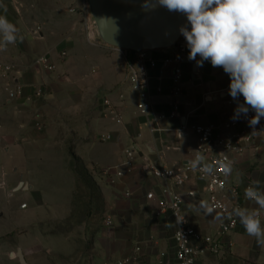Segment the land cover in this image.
Masks as SVG:
<instances>
[{"label":"crops","instance_id":"1","mask_svg":"<svg viewBox=\"0 0 264 264\" xmlns=\"http://www.w3.org/2000/svg\"><path fill=\"white\" fill-rule=\"evenodd\" d=\"M85 7L84 0H0V15L6 16L19 30L17 41L8 44L5 50H0V196L4 194L6 202H11L16 190L28 188L24 183L19 187L22 182L12 186L10 180L12 176L29 177L25 168L26 160L33 156L50 155L49 152L53 151L54 146L65 153L66 143L76 136V154L88 167L96 164L98 169L94 172H99L100 177L105 179L101 173L103 169L122 164L126 159V150H137L132 172L110 187L108 196L110 205L117 209L116 213L122 215V220L129 221L125 205L132 203L137 209L156 207L159 199L149 200L146 195L154 190L158 197L161 196L165 183L157 178L156 181L153 180L154 177L148 171L149 161L179 168L192 159L196 148V134L191 128L194 124L211 125L219 136H231L243 130L252 131L253 144L243 152L232 153L230 156L233 171L227 176V182L229 186H238L243 190L252 180L258 179L264 187V133L259 132L263 127L257 126V131H253L250 126H242L233 119L234 110L242 103L243 97L233 100L229 95L228 74L222 68L212 67L208 61H205L202 67L198 66L196 60L188 59V48L184 61L185 100L181 108L182 116L161 122L160 129L155 133L150 131L151 119L140 114L137 96L131 89L128 91L118 84L114 86V83H107L108 90L115 88V91L109 94L112 102L110 108L104 104V98L108 94H105L100 102L97 101L99 96L101 98L104 94L102 92H105L103 86L106 81L105 78L102 81L101 75L95 76L98 73L94 71H90L87 77L83 78H86L84 81H87V85L92 81L99 87L65 88L73 83H70L71 80L67 77V80L62 79L63 60L67 58L68 52L75 54L80 48L84 50L82 57L85 61L91 60V51H105L114 57L109 65L115 66L117 70L122 69L128 77L125 52L102 44L81 42ZM71 9L75 11L72 12ZM184 41L186 43L185 38ZM63 52H66L65 56H62ZM43 54L50 55L55 65L53 72L45 71L37 64L38 57ZM115 57H119L117 65ZM199 59L197 57V60ZM158 77V70L151 71V93L157 112L168 109L171 72L169 69L165 70L161 81ZM14 81L24 85L23 97L10 96L8 88H12ZM73 82L78 84L77 81ZM159 85L164 88L161 95L156 93V87ZM37 92H40V95ZM38 114L46 115L48 126H54L60 132L53 134L48 129L44 137L38 135L34 130V115ZM118 118L122 119V123L117 121ZM185 125L186 131L179 137L178 129ZM106 133L112 136L111 140L99 142V135ZM81 139L84 140L83 143L80 142ZM29 183L32 189L33 184L31 181ZM154 183L156 186L152 189L150 186ZM125 189H130L132 198H121L120 194ZM191 190L196 192L195 197L187 195ZM178 191L185 198L184 210L193 227L202 234L217 236L221 220L215 219L216 214H208L200 207L201 201L209 204L205 184L193 177L178 188ZM236 200L233 195L227 196L230 204ZM239 202L241 207H255L244 198H239ZM14 210V205H9L5 213L0 210V220L4 221L0 222V243L7 242L0 246V264H22L17 256L20 250L27 264H34L41 251L52 264V258L63 253V250L57 251L50 243L45 246V240L43 243L38 232H48L49 235L62 234L49 228L46 220L42 219L29 223L28 226L14 223L10 227L5 222L8 218L6 216ZM59 220L61 219L53 224ZM154 221L161 247L155 252L156 259L153 264H177L173 218L169 213L158 209ZM261 222L264 225V216L261 217ZM140 224L142 225V221ZM167 228L172 230L170 235ZM14 238H19V241H13ZM222 241V257L225 264H264V247L258 246L256 239L244 231L240 222L236 230L222 236ZM166 245L171 247L170 252L165 249ZM133 251L134 249L126 250L124 246L120 254L114 247L104 250L101 255L102 264H107L105 259L114 257L115 252L119 257L118 264ZM149 259L148 254L142 250L138 264H152ZM215 260L216 257L208 254L196 264H214Z\"/></svg>","mask_w":264,"mask_h":264},{"label":"rangeland","instance_id":"2","mask_svg":"<svg viewBox=\"0 0 264 264\" xmlns=\"http://www.w3.org/2000/svg\"><path fill=\"white\" fill-rule=\"evenodd\" d=\"M84 2L86 13L83 17L84 26L81 29L82 33H80L81 42L89 44L92 42L112 47L103 43L100 39L88 0H84ZM182 39L184 40V37ZM120 50L125 52L124 49ZM83 51V48H80L75 54L68 52L67 58L63 60L64 76H62V79L67 80L69 78L71 80L70 83H73L65 88H95L98 86L97 84L91 81L87 85V81H84L86 78H83L87 77L86 75L90 71H94L98 73L95 76L101 75L103 76L102 81H104L103 78L106 81V85L104 83L103 86L105 92H102L104 94L101 98L99 96L98 102L104 98L105 94H108L105 98H111L109 94L111 95L115 91L114 87L108 90L109 88H106L109 86L107 83H114V86L118 84V86L128 91L132 90L129 78L126 77L123 70L121 68V70H117L115 66L109 65L113 62V56L106 54L105 51H91V60L85 61L82 55ZM118 58L115 57L116 65ZM72 80L77 81L78 84L75 85ZM100 87L102 88V86ZM34 118H36L34 130L41 137H44L48 129L53 134L60 132L58 128L48 126L46 115L38 114L34 115ZM111 138L112 136L106 133L100 134L98 140L99 142H106L111 140ZM80 142L83 143L84 140L81 139ZM76 143L77 137L74 136L73 139L66 143V148H64L66 154L54 146L53 151L49 152L51 153L50 155L33 156L31 159L26 160L25 168L29 177H10L12 186H17L22 182L27 184L28 188L22 187L16 190L11 202L9 200L6 202L4 194L0 196V210L2 209L3 213L6 212L9 205L15 206V210L12 213H7L6 217L8 218L5 222L11 227L14 223L28 226L29 223L39 219L40 221L46 220L49 228H52L56 233H61L62 236L60 234L49 235L48 232L47 234L38 232L43 243L45 240V246L50 243L53 244L57 251L63 250V253L52 258V264H102L101 259L103 258L101 255L104 250H111L114 247L120 254L123 246L126 250H132L139 243L142 250L148 254L149 262L151 260L153 264L156 259L155 252L161 247L157 240L159 238L154 226V219L157 216L158 209L161 208L160 202L157 201L156 207L146 206L138 209L132 203L125 205L129 214V221L122 220V215L116 213L117 209L112 207L110 201H108L109 191H111L110 187L116 185L119 180L111 182L103 178V176L100 177L99 172L96 174L94 170L98 169V166L93 164L88 167L86 162L76 154L74 150ZM70 154L78 156L88 172H84L81 167L78 169L77 174L74 167L71 166ZM153 180L156 181L155 178ZM30 181L33 184L32 189L30 188ZM155 186L156 183L150 187L153 189ZM128 192H130V189H125L121 192L120 196L123 200L132 198L133 194L128 196ZM108 218L113 219V225L108 226L106 224ZM58 219L61 220L53 224ZM141 221L142 225L140 224ZM0 222L4 221L0 220ZM167 230L170 235L172 230L170 228H167ZM31 238H33L32 235ZM18 239L14 238L13 241H19ZM5 244L7 242L0 243V246L2 247ZM165 249L170 252L171 247L166 245ZM165 249L162 248V250ZM118 258L115 252L114 257L109 258V260L105 259V262L107 264H117ZM34 264L51 263L41 251Z\"/></svg>","mask_w":264,"mask_h":264},{"label":"built area","instance_id":"3","mask_svg":"<svg viewBox=\"0 0 264 264\" xmlns=\"http://www.w3.org/2000/svg\"><path fill=\"white\" fill-rule=\"evenodd\" d=\"M70 11L73 12L75 10L71 9ZM125 54L127 58L128 78L132 91L138 99V110L140 114L151 119L150 131L152 133L158 131L161 122L181 118V108L185 100L184 61L187 54L185 41L181 39L170 49L155 51L125 50ZM65 55L66 52H63L62 56ZM37 64L45 71L53 72L55 70V65L48 54L39 56ZM167 69L171 72L168 109L157 112L156 102L151 93V71L158 70V79L161 81ZM8 91L12 98L23 97L24 85L19 84L18 81H14L12 88H8ZM163 92L164 88L162 85L156 87L158 95L163 94ZM37 94L40 95V92H37ZM104 104L107 107H112V102L108 97L104 99ZM253 115L255 113L249 110L247 118L241 115L236 120L242 126H249L248 119ZM117 121L122 123L121 118H118ZM257 126H262L264 129V118L261 119ZM185 128H187L186 125L178 129L179 137L184 134ZM191 128L196 134V148L192 159L195 158L198 151L199 154L205 157L206 163L214 166V172L212 174H203L199 169L193 170L189 164V161L192 159L179 168L170 167L166 163L157 164L156 162L149 161V174L154 178L164 181L165 184L161 189L160 197L157 196L154 190L149 191L146 197L149 200L158 198L161 204L160 210L169 213L175 222L174 238L176 242L175 257L177 264H196L208 254L216 257L214 264H225L222 257L224 251L222 236L236 230L239 223L238 218L233 216L229 219L227 218V214L234 207H241L239 198L245 199V188L241 190L238 186H229L227 177L223 174L220 165L221 162L231 161L230 156L232 153H241L248 146H251L254 134L252 131L243 130L231 136H219L216 135L215 128L211 125L194 124ZM136 151L134 148L126 150V159L122 164L103 169L101 173L111 182L123 179L132 172L138 153ZM193 177L205 184L209 205L214 208L212 213L216 215L217 213H222L224 215L217 236L205 235L199 232L193 227L185 213V198L178 191V188L182 187ZM130 194V192L127 193L128 196ZM187 195L195 197L196 192L191 190ZM228 195L235 196L237 198L236 202L230 204L227 201ZM106 224L111 226L113 220L108 218ZM141 251V246L137 245L132 254L121 259L118 264H138Z\"/></svg>","mask_w":264,"mask_h":264},{"label":"clouds","instance_id":"4","mask_svg":"<svg viewBox=\"0 0 264 264\" xmlns=\"http://www.w3.org/2000/svg\"><path fill=\"white\" fill-rule=\"evenodd\" d=\"M141 7L148 11L163 7L186 16L187 25L181 26L179 32L186 40L188 59L196 60L200 67L208 61L228 74L229 95L233 100L242 96L244 101L237 105L233 119L241 115L247 118L251 110L255 115L248 119V124L257 131L256 125L264 118V0H143ZM18 31L6 16L0 15V50L17 41ZM259 132L264 133V129ZM189 164L203 174L214 172V166L206 163L198 151ZM220 166L226 177L233 171L232 161L221 162ZM244 196L255 207H234L227 218H238L244 231L264 247L261 181L252 180L245 187ZM200 207L208 214L214 211L206 201H201ZM223 218L222 213L215 217Z\"/></svg>","mask_w":264,"mask_h":264},{"label":"water","instance_id":"5","mask_svg":"<svg viewBox=\"0 0 264 264\" xmlns=\"http://www.w3.org/2000/svg\"><path fill=\"white\" fill-rule=\"evenodd\" d=\"M88 3L100 39L118 49H170L183 38L180 27L187 25L182 13L163 7L155 11L142 9L143 0H88ZM22 186L20 183L19 187ZM17 256L22 264H27L21 250Z\"/></svg>","mask_w":264,"mask_h":264},{"label":"trees","instance_id":"6","mask_svg":"<svg viewBox=\"0 0 264 264\" xmlns=\"http://www.w3.org/2000/svg\"><path fill=\"white\" fill-rule=\"evenodd\" d=\"M70 157H71V166L74 167V170L77 174H78V169H80L81 167L84 172H88V170H86L85 165L81 162L78 156H76L75 154H70Z\"/></svg>","mask_w":264,"mask_h":264}]
</instances>
